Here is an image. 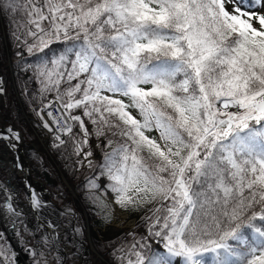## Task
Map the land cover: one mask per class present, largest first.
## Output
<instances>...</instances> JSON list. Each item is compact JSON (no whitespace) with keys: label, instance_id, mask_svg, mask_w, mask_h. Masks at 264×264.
Returning a JSON list of instances; mask_svg holds the SVG:
<instances>
[{"label":"snow or ice","instance_id":"1","mask_svg":"<svg viewBox=\"0 0 264 264\" xmlns=\"http://www.w3.org/2000/svg\"><path fill=\"white\" fill-rule=\"evenodd\" d=\"M14 12L53 147L96 167L85 187L106 220L146 210L147 235L112 253L120 264H264V0H0ZM0 140L15 150L22 136L8 127ZM25 187L41 214L47 202ZM0 193L16 228L18 193L3 181ZM56 235L26 247L33 264H49L45 250L62 264ZM15 255L0 234V264Z\"/></svg>","mask_w":264,"mask_h":264},{"label":"rangeland","instance_id":"2","mask_svg":"<svg viewBox=\"0 0 264 264\" xmlns=\"http://www.w3.org/2000/svg\"><path fill=\"white\" fill-rule=\"evenodd\" d=\"M1 40H4V38L2 37L0 42ZM6 69L8 72L0 75V77H2V87L4 89L3 92H0V126L17 128L18 126L14 124L13 121L11 122V115L16 113V111H14L15 108L17 109L19 105H22L16 81L18 79L22 80L26 75H22L21 72H25V70L20 69V73L15 75V83H13V80H10L9 78L10 67L8 62L6 64ZM13 69H16V67H13ZM13 85L15 86L14 88ZM36 117H38V113ZM37 119L41 120L40 118ZM24 126L27 130L26 132L25 130L22 132L24 133L27 142H30L31 139L35 140L39 136V139L43 141V135L36 126L31 125L26 120ZM32 127L37 129L36 132H38L37 134H39V136L35 137L32 134ZM28 132L29 135H27ZM148 135L159 139L158 135H154L152 132L148 133ZM45 140L47 144L50 145L49 140ZM89 143L92 144L93 141L90 140ZM7 149L9 152H12L11 148L7 147ZM52 150H49L50 153H52ZM92 150L94 154L93 159L99 161L97 156L99 148L93 147ZM39 155L41 158L35 157L32 159L33 166L36 167L32 173L34 175V179H36L38 183H43V187L49 190L51 199L57 204V210L55 207H52V209L56 212L55 216L58 217L59 224L56 223L55 219L51 215L50 208H45L41 214L36 215L27 200L21 176L19 179L18 177L17 179H14L13 182L17 183L16 188L18 189L17 192L19 197L15 201V204L19 200L26 205L24 208L19 209L23 213V223H18L17 221L16 228L12 229L10 232L9 227L13 224V217L3 210H0V234H3L5 241L10 246L11 250L15 252V261L17 259H24L27 262L26 264H33L35 258L29 255L26 247L37 251L44 249V244L41 243L42 238H51L58 234L56 235V239L59 253L62 255V264H120L117 257L121 255V253L117 252L115 255L112 253L119 247H123L125 251L130 248V245L133 243L132 239H134L135 236L129 235V233H135L136 235L139 232H145L146 228L142 225L144 223H142L143 221L141 217L146 214V210L141 209L140 211L135 212H124L116 208V210L111 214L110 220H106L104 217L103 221L101 220L102 226H100L101 224L95 225L94 221L91 220L89 213H87L85 206L83 204L81 205L82 201H80V194L77 191V186L80 181H82L83 178L93 170V168L89 170L79 167L76 164L78 157L73 155L72 170L71 172H68L64 167L59 166L55 159L52 161L51 158H48V153H39ZM6 165V163L3 164L2 162L0 166L1 180L6 179L8 172L6 170L8 169ZM59 170L63 174L61 177H59ZM49 171L51 172L49 173ZM19 173L22 172L19 171ZM51 175H53V180L56 178V180L60 183V186L54 190H51L48 187V181L49 178H51ZM41 197L46 199L49 198L48 195H41ZM2 200L3 193H0V201ZM105 200L108 204L111 203V197L107 196ZM148 207H153V205H149ZM59 208L64 210L71 209L73 214L62 216L61 212L58 211ZM107 212L108 209L106 208L105 214ZM98 218L100 217L98 216ZM3 219H6L7 222L4 223L2 221ZM48 221L54 222L58 225V227L55 230L49 229L47 225L42 223H47ZM18 225L20 226L18 227ZM140 227L144 230L140 231ZM75 228H79L82 235L76 234L73 231ZM13 241L16 243L17 248L13 246ZM154 246L159 249L161 248L159 244H154ZM45 253L48 257L49 264H55L57 252L53 251L51 255H48L47 250H45ZM21 264H23V262Z\"/></svg>","mask_w":264,"mask_h":264},{"label":"trees","instance_id":"3","mask_svg":"<svg viewBox=\"0 0 264 264\" xmlns=\"http://www.w3.org/2000/svg\"><path fill=\"white\" fill-rule=\"evenodd\" d=\"M22 13L21 12H14L13 14L9 15V14H3L4 17V25L6 27L7 30V40L8 43L11 47H16L17 46V42L13 39V31L16 29L17 24L16 21H20L21 23H23V19L22 18ZM53 47H56V45H54ZM35 57L30 56L29 58H27L25 60V63H32L34 62ZM31 81H36L37 85L36 88L33 89H29L25 94L22 93L21 95V99L23 102V105L25 106V108L30 109V108H35L37 106L42 105L45 102V95L44 93H41L39 90V83L36 79H34L33 77H30L27 80V83L30 84ZM154 131V130H153ZM152 131V132H153ZM116 145L113 144L112 147L114 148ZM102 147V146H101ZM64 149H67V151H65ZM100 150V149H99ZM112 149L109 148L107 149V151H111ZM101 152V150H100ZM72 152H71V148H69L68 145L63 146V148H56L54 150V156L55 159L58 163L59 166L64 167L68 172H71L72 170V163L71 161V156ZM101 158H102V153H101ZM96 173V167L94 169V172L92 173L91 176H93ZM98 183H100L99 181H97ZM86 184V180H84L83 182L79 183L77 186V191L80 194V199L83 203V205L85 206L87 213H89L91 220L94 221L95 225H100L102 226V221L105 217V212H106V208L101 205V206H97L94 202H93V196L92 193L89 191V189H87L85 187ZM104 199V197H102ZM98 216L100 218H98ZM102 220V221H101ZM257 224H259V221H256ZM246 231V229H245ZM147 234H138L136 240H141L142 237L146 236ZM134 241V242H135ZM231 243V241L229 242ZM157 249H151V251H155ZM145 255H149V250H145Z\"/></svg>","mask_w":264,"mask_h":264},{"label":"bare ground","instance_id":"4","mask_svg":"<svg viewBox=\"0 0 264 264\" xmlns=\"http://www.w3.org/2000/svg\"><path fill=\"white\" fill-rule=\"evenodd\" d=\"M10 75H9L10 80L11 79L13 80V78H14L13 77V73L11 72ZM37 128L38 129H44L42 126L37 127ZM31 130H32V134L35 137L39 136V134H37L38 132H36L37 129H35V128L32 127ZM39 138H40V136L37 139H35V140L31 139L30 142L24 143V144H23V141H22L24 153L26 155H28L29 157H31V158H35V157L41 158L40 155H39V153H48L49 154V157L48 158H51L52 161H54V159H55L54 158V155L52 153H50V151L48 150L49 146L47 145L46 140L42 138L43 141H41ZM45 138L46 139H49V135L46 134V133H45ZM58 173H59V177H61L63 175L60 170H59Z\"/></svg>","mask_w":264,"mask_h":264},{"label":"flooded vegetation","instance_id":"5","mask_svg":"<svg viewBox=\"0 0 264 264\" xmlns=\"http://www.w3.org/2000/svg\"><path fill=\"white\" fill-rule=\"evenodd\" d=\"M6 145H7V142L6 141L0 140V154L4 153V151L6 150ZM18 156L20 158V163L23 166V169L22 170L24 171V177L26 178L25 179V182H27V181H29L27 179H32V177H33V173L28 172V168L30 167L31 164H30V162L26 161L21 154H18ZM15 161H16V157H12V160H10L8 162V164H14L15 165Z\"/></svg>","mask_w":264,"mask_h":264}]
</instances>
